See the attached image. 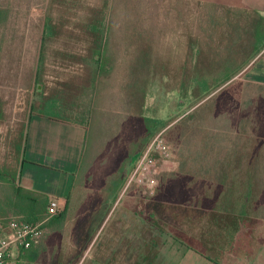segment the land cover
I'll use <instances>...</instances> for the list:
<instances>
[{"label":"rangeland","instance_id":"1","mask_svg":"<svg viewBox=\"0 0 264 264\" xmlns=\"http://www.w3.org/2000/svg\"><path fill=\"white\" fill-rule=\"evenodd\" d=\"M0 9L7 15L0 29V168L21 185L23 147L19 155L16 145L44 99H57L63 118L87 126L67 215L71 246L96 242L83 264L99 259L102 243L115 247L117 235L129 248L128 264L132 234L134 264H172L184 249L176 240H210L205 212L184 205L210 189L216 163L227 158L256 153L264 175V86L238 75L196 100L183 85L196 74L213 79L228 63L247 68L248 17L227 0H0ZM96 59L107 64L95 81ZM143 117L168 126L149 139ZM262 248L264 219H256L232 246L207 252L220 264H250ZM79 256L71 264L81 263Z\"/></svg>","mask_w":264,"mask_h":264},{"label":"trees","instance_id":"2","mask_svg":"<svg viewBox=\"0 0 264 264\" xmlns=\"http://www.w3.org/2000/svg\"><path fill=\"white\" fill-rule=\"evenodd\" d=\"M237 12H242L248 17L246 32L250 38L248 48L250 47L251 51L248 59H252V62L253 59L264 52V16L249 10H237ZM6 17V13L0 9V29L5 23ZM94 28L98 29V26L95 25ZM46 30H50V24H47ZM97 56L103 57L101 49L98 51ZM44 61V58L41 59V65L44 64ZM251 62L247 65L249 66ZM106 64V59H96L98 71L95 72V81L99 75L105 73ZM242 67L241 65L228 63L223 68L224 72L213 79L198 74L189 77L184 81L183 85L185 94H191V98L193 97L196 100L203 99L237 77L243 71ZM41 74L42 71H39V81ZM58 111H60L58 100L47 98L44 99L43 109L35 111L33 115L38 114L53 120L73 121L63 118ZM195 115L196 113L187 115L184 118L189 120ZM143 123L149 139L168 126L167 122L150 117H143ZM80 124L86 126L84 123ZM25 138L26 135L24 138L21 136L20 141L16 145L19 155L25 144ZM231 167L234 170L231 171ZM215 169L211 176L213 184L210 189H204L199 192V195H196L198 204L201 203L204 210H208V212L205 211L206 228L208 230L206 236L210 240L215 237L220 239L219 243H215L205 238L204 235L201 237L206 256L210 260H214V256L207 251H216L217 247L219 250H225L227 245L228 247L232 246V243L243 228L248 227L256 219H264V204L262 203L264 200V175L259 156L256 153H252L248 159L239 157L231 161L227 158L221 163H216ZM238 170L239 172L236 173ZM16 179V173L0 168V220L5 223L4 220L10 218L9 216H13L20 225L42 223V229L45 230L37 241L31 242L28 249H19V259L25 264L73 263L71 258L62 259V255L59 254L51 255L53 261L51 260L52 262H50V258L47 257L46 259V255L50 253L49 244L52 245L55 242V239L58 238L57 235L62 232L66 225L75 176L69 179L65 201L60 203V212L50 219H48V207L51 198L22 187L17 183ZM120 187L121 185L119 184L114 192L112 202H116V193Z\"/></svg>","mask_w":264,"mask_h":264},{"label":"crops","instance_id":"3","mask_svg":"<svg viewBox=\"0 0 264 264\" xmlns=\"http://www.w3.org/2000/svg\"><path fill=\"white\" fill-rule=\"evenodd\" d=\"M227 3L237 10L255 11L264 16V0H227ZM239 79L264 86V52L239 74ZM88 140L89 131L86 126L79 122L53 120L38 114L33 115L29 121L22 151L21 186L44 194L49 198H57L60 203H63L69 179L78 175L85 158ZM184 206L208 212L197 201L195 204ZM67 218L64 229L57 235L58 238L55 239V242L52 245L49 244L48 249L51 255L59 254L64 257L68 256V258L81 255L84 258L78 264H83L87 256L96 250L93 246L96 242L94 244L91 242L85 248L74 246V244L71 246V240L73 241L71 216L69 215ZM106 225L103 223L102 228H105ZM98 238L102 242L103 236L101 235ZM128 240L132 244L128 256L131 255V263L134 264L132 257H134L133 255L137 256L138 246L133 247V234L131 239ZM135 240H138V238L136 237ZM176 241L184 249L181 250L172 264H220L215 257L214 260L207 258L202 242L198 244V241H200L198 238H195L193 244L187 241L182 242L179 239ZM124 244L122 237L117 235L115 237V247H112V244H109L110 247H108L102 243L98 251L99 259L94 261L89 259L85 264H108L106 258L109 255L115 257V264H128V261L123 263L129 251V248ZM250 264H264L263 248Z\"/></svg>","mask_w":264,"mask_h":264},{"label":"built area","instance_id":"4","mask_svg":"<svg viewBox=\"0 0 264 264\" xmlns=\"http://www.w3.org/2000/svg\"><path fill=\"white\" fill-rule=\"evenodd\" d=\"M162 141L158 144L161 147ZM165 149V147H163ZM60 212V202L57 198L50 199L48 219ZM6 226L0 220V264H20L18 251L28 249L32 241H37L43 234L42 223L36 225H20L16 219H8Z\"/></svg>","mask_w":264,"mask_h":264}]
</instances>
